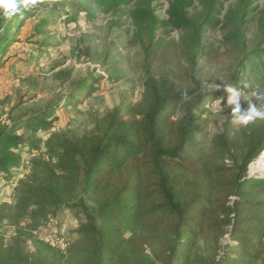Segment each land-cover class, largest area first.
Returning <instances> with one entry per match:
<instances>
[{"label": "trees", "instance_id": "16d2710c", "mask_svg": "<svg viewBox=\"0 0 264 264\" xmlns=\"http://www.w3.org/2000/svg\"><path fill=\"white\" fill-rule=\"evenodd\" d=\"M155 1L67 0L22 6L11 17L0 12V60L31 19L44 32L55 18L75 26L82 17H128L132 45L144 53L145 75L139 103L125 99L103 126L81 137L53 133L49 119L66 106L63 97L0 129V182L25 175L15 203L0 205V221L18 231L12 246L0 241V264H264V177L249 174L264 153V123L225 130L206 153L199 141L206 129L202 118L209 103L224 104L228 93L202 92L197 79L199 62L212 53L208 34L216 29L245 63L264 57V9L257 7L263 0H237L223 19L221 9L231 0H200L203 11L194 15V0H165L166 19L156 15ZM255 16L260 36L246 53ZM174 33L178 42L170 39ZM177 49L194 86L180 83L170 67L155 71L157 59ZM26 59L16 61L27 65ZM244 70L231 86L242 88ZM100 84L85 79L75 88L87 99ZM69 102L79 105L82 99ZM22 130L26 134L18 135ZM186 151L197 167L186 164ZM64 207L85 217L77 243L66 253L45 241L36 253L26 251L23 220L31 219L35 228Z\"/></svg>", "mask_w": 264, "mask_h": 264}, {"label": "rangeland", "instance_id": "374dc122", "mask_svg": "<svg viewBox=\"0 0 264 264\" xmlns=\"http://www.w3.org/2000/svg\"><path fill=\"white\" fill-rule=\"evenodd\" d=\"M66 1L28 0L27 5L52 7ZM75 1L84 3L86 0ZM236 5L237 0L224 4L221 19L229 8ZM152 7L157 16L167 18L169 6L165 0H156ZM257 7L259 10L264 9V0ZM202 11L200 0H194L191 14ZM255 18L248 27L246 53L253 49L260 36L258 17ZM36 21L31 19L20 28L19 37L11 51L0 60L4 66L0 72V91H8L7 96L0 101V129L20 118L27 119L63 97L66 106L49 119L54 125L53 133L63 132L69 137L77 138L103 126L106 117L120 107L125 99L134 104L141 101L145 82L144 53L140 46L132 45L134 27L128 17L99 15L94 22H88L82 17L75 26L55 18L50 19L51 25L44 32L34 29ZM170 39L178 42L179 33H174ZM208 39L213 47L211 55L198 65L200 90H224L223 85L231 86L234 77L245 67L241 105L243 109H247L246 101L254 100L251 96L253 91L264 96V57L245 63L241 54L229 51L220 29L210 31ZM17 57L27 58L29 64L17 63ZM165 67L176 72L180 83L194 86L187 72V62L179 49L170 50L157 59L155 71ZM85 79L101 81L99 90L94 91L87 99L75 88L76 83ZM72 96L73 99H82V103H70ZM258 104H264V100L258 101ZM178 116L179 112L176 117ZM202 119L206 129L199 141L206 153L213 151L214 141L225 130L237 133L242 128L232 122L231 108L227 106V101L224 104L209 103ZM258 123H264V120L257 119L250 124ZM24 134L26 130L18 133ZM39 137L44 142L48 139L42 134ZM263 155L264 153L261 154ZM182 156L190 168L198 166L192 152L186 151ZM253 163L249 166V172L264 177V172L251 171ZM26 170L29 172L30 166ZM14 203L15 199L11 202L0 201V205ZM84 221L85 217L79 209L67 207L61 208L56 215L41 220L35 228L31 227V219L23 220L21 227L26 251L34 254L42 247L45 239H52L53 244L66 253L69 247L77 243L79 237L76 231ZM17 237L15 227L7 221H0V241L12 246Z\"/></svg>", "mask_w": 264, "mask_h": 264}, {"label": "clouds", "instance_id": "9594fccd", "mask_svg": "<svg viewBox=\"0 0 264 264\" xmlns=\"http://www.w3.org/2000/svg\"><path fill=\"white\" fill-rule=\"evenodd\" d=\"M27 3L28 0H24L23 5L20 0H0V12L6 17H11L20 12L22 6L26 7ZM223 86L228 93L227 106L231 108V120L235 125L247 127L257 119L264 120V104H258V101L264 100V96L253 91L251 96L254 97V100L246 101L247 109H243L241 105L242 88L230 85ZM184 98L187 99V93H184Z\"/></svg>", "mask_w": 264, "mask_h": 264}, {"label": "built area", "instance_id": "2783aa9c", "mask_svg": "<svg viewBox=\"0 0 264 264\" xmlns=\"http://www.w3.org/2000/svg\"><path fill=\"white\" fill-rule=\"evenodd\" d=\"M7 89H2L0 91V101L7 96ZM43 139V138H42ZM44 142V141H43ZM44 146V144H43ZM44 152V148H42L41 153ZM19 153V152H18ZM21 153V152H20ZM19 153V154H20ZM27 173V170H26ZM24 174H17L13 180L10 182H0V201L3 202H11L15 199L17 188L20 185L21 181L24 179ZM17 180V182H15ZM45 242L51 244L53 247H57L53 244L52 239H45ZM58 248V247H57ZM60 249V248H58ZM63 250V249H60Z\"/></svg>", "mask_w": 264, "mask_h": 264}, {"label": "bare ground", "instance_id": "6f19581e", "mask_svg": "<svg viewBox=\"0 0 264 264\" xmlns=\"http://www.w3.org/2000/svg\"><path fill=\"white\" fill-rule=\"evenodd\" d=\"M252 172L263 173L264 172V155L259 157L255 163L251 166Z\"/></svg>", "mask_w": 264, "mask_h": 264}, {"label": "water", "instance_id": "95a60500", "mask_svg": "<svg viewBox=\"0 0 264 264\" xmlns=\"http://www.w3.org/2000/svg\"><path fill=\"white\" fill-rule=\"evenodd\" d=\"M250 174V176H255V175H252L251 173H249Z\"/></svg>", "mask_w": 264, "mask_h": 264}]
</instances>
